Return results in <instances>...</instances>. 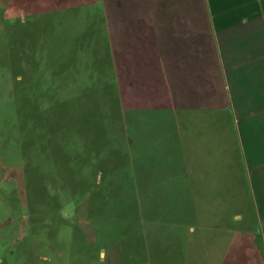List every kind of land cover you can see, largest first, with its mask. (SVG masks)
<instances>
[{"label": "crops", "instance_id": "obj_1", "mask_svg": "<svg viewBox=\"0 0 264 264\" xmlns=\"http://www.w3.org/2000/svg\"><path fill=\"white\" fill-rule=\"evenodd\" d=\"M2 11L76 200L131 165L148 196L167 195L152 186L179 168L210 238L198 264L236 262L238 207L257 218L264 253V0H6ZM52 52L64 89L40 81Z\"/></svg>", "mask_w": 264, "mask_h": 264}, {"label": "rangeland", "instance_id": "obj_2", "mask_svg": "<svg viewBox=\"0 0 264 264\" xmlns=\"http://www.w3.org/2000/svg\"><path fill=\"white\" fill-rule=\"evenodd\" d=\"M5 3L0 0V16ZM10 31L1 19L0 264H198V243L210 238L200 232L194 187L183 182L181 169L152 186L167 195L148 196L131 165L93 199H75L25 71L21 43ZM27 43L33 47L34 40ZM50 54L51 60L40 56V81L64 89L59 54ZM237 209L234 264H264L257 218ZM242 243L248 248H238Z\"/></svg>", "mask_w": 264, "mask_h": 264}]
</instances>
